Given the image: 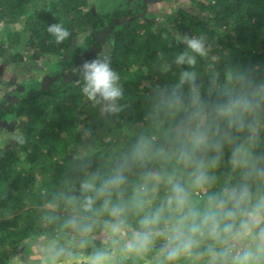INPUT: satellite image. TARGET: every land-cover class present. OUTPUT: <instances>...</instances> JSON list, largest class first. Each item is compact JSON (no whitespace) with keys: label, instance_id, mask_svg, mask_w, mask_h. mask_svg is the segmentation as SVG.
I'll return each instance as SVG.
<instances>
[{"label":"clouds","instance_id":"9594fccd","mask_svg":"<svg viewBox=\"0 0 264 264\" xmlns=\"http://www.w3.org/2000/svg\"><path fill=\"white\" fill-rule=\"evenodd\" d=\"M47 31L56 44L71 36L61 23ZM175 41L184 50L170 62L159 52L158 67L179 71L146 94L129 142L95 170L94 148L73 157L78 188L66 180L52 194L40 217L50 230L30 236L9 264H29L37 247L36 264H264V74L214 54L204 34ZM75 71L106 121L131 108L109 57ZM11 139L27 143L23 134Z\"/></svg>","mask_w":264,"mask_h":264},{"label":"trees","instance_id":"16d2710c","mask_svg":"<svg viewBox=\"0 0 264 264\" xmlns=\"http://www.w3.org/2000/svg\"><path fill=\"white\" fill-rule=\"evenodd\" d=\"M191 2L193 7L179 8L166 21H156L153 16L138 18L141 9L96 13L89 0H0V21L22 27L21 31L9 27L12 36L7 45L1 43L0 56L24 41L31 61L53 62L54 74L59 76L47 89L35 80L18 96L13 90L0 100V125L11 122L15 133L27 138L23 146L10 138L0 147V264H9L20 246L31 245L28 238L34 233L50 230L40 223L43 205L66 180L78 188L83 173L73 157L84 153V144L95 149L90 169L95 170L115 148L129 142L132 131L142 124L146 94L179 71L174 66L168 74L160 73L157 58L163 52L171 61L174 53L184 50L175 41L177 33L205 34L214 54L232 64L257 67L264 74V0ZM54 23L71 33L62 44H56L47 31ZM107 25L113 27L107 57L131 103L118 121H106L86 101L75 71L95 59L91 48H102L97 36ZM82 32H89L84 46L76 45ZM164 33L167 40L162 38ZM66 71H70L68 81L62 76ZM198 71L206 73L205 61H200ZM86 129L92 134L86 135Z\"/></svg>","mask_w":264,"mask_h":264},{"label":"rangeland","instance_id":"374dc122","mask_svg":"<svg viewBox=\"0 0 264 264\" xmlns=\"http://www.w3.org/2000/svg\"><path fill=\"white\" fill-rule=\"evenodd\" d=\"M191 1L192 0H89V3L96 13L99 11L107 12L111 9L115 11L120 9H141L138 18L150 19V17L153 16L156 21H166L177 9L193 7ZM117 23L119 24L120 21H117ZM9 25L11 24L6 25L3 21H0V45L3 41H5L4 43L7 45L9 36H12L11 30H8L9 27L20 29V31L22 30L20 23ZM112 28L111 25H107L106 29L98 32V44L102 46V48H97V46L91 48V54L94 55L95 58L100 55L108 56L113 43ZM85 33L87 35L89 34V32H82L81 34ZM76 41L77 39L75 40L76 45L84 46V43L78 44ZM26 47V42L21 41L13 50L0 56V100L7 94L13 92V90H16V95L17 92L21 93L26 91V85L30 82L34 83L35 80L42 81L43 87L47 89L51 83L59 78L58 75L54 74L55 66L53 62H32L30 58L31 53L27 51ZM174 66L175 65H173V67ZM49 69H51V72ZM69 75L70 71H66L62 74L66 81H68ZM13 133H15L14 124L11 122L1 123L0 147L9 142ZM89 148H91L89 144H84L82 151L86 152ZM63 213L64 211L61 210L60 214ZM27 248L28 246L22 245L19 247L17 253L25 251ZM40 255L39 247H37L35 251H33V260L30 261L29 264H36V259Z\"/></svg>","mask_w":264,"mask_h":264}]
</instances>
